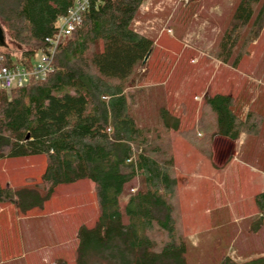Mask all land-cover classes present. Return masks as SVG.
Here are the masks:
<instances>
[{"label": "trees", "instance_id": "16d2710c", "mask_svg": "<svg viewBox=\"0 0 264 264\" xmlns=\"http://www.w3.org/2000/svg\"><path fill=\"white\" fill-rule=\"evenodd\" d=\"M142 2L90 0L80 26L56 48L52 72L0 91V160L44 158L37 184L43 195L0 186V203L26 210L47 201L60 185L82 180L93 185L97 216L91 227L77 230L74 264L93 258L100 264H184L171 134L178 132L209 160L214 138L234 141L240 134H256V116L239 119L231 97L221 94L205 97L206 121L200 117L189 131H180L181 120L163 108L158 126L135 123L124 91L152 48L151 40L129 27ZM72 5L73 0L1 2L0 26L18 54L8 45L0 48V67L29 70L47 48L44 38L54 34L57 19ZM256 6L255 35L264 25V0H241L236 10V19L248 22ZM195 128L202 138L194 136ZM136 178L141 187L120 204L124 186ZM21 195L29 205L19 206ZM253 204L258 226L264 221V191ZM218 264H264V255L241 263L226 257Z\"/></svg>", "mask_w": 264, "mask_h": 264}, {"label": "rangeland", "instance_id": "374dc122", "mask_svg": "<svg viewBox=\"0 0 264 264\" xmlns=\"http://www.w3.org/2000/svg\"><path fill=\"white\" fill-rule=\"evenodd\" d=\"M240 2L143 0L129 25L152 42L147 59L124 91L137 125L158 126L159 109L163 108L181 120L180 131H189L200 117L206 121L203 96L214 94L230 96L232 110L239 119L243 120L246 114L257 119L255 135L240 134L231 141L228 163L221 169L196 153L178 132L171 134L185 244L184 264H218L226 257L241 263L264 255V221L258 232L250 227L257 217L253 197L264 186V25L256 35L251 29L257 6L248 22L236 19ZM4 41L16 56L18 48L5 33ZM226 51H231L229 56ZM203 128L210 130L205 124ZM203 134L195 128L196 138H202ZM212 142L210 150L216 138ZM43 168L42 156L2 159L0 186L13 192L29 191V197L32 192L42 196L37 184ZM251 170L254 172L250 173ZM202 176L207 181L198 178ZM141 185L137 178L126 184L119 203L123 204ZM93 194L92 183L82 180L58 186L47 201L29 208L27 213L24 212L27 209L14 206L23 216L36 218L30 223L33 232L44 231L40 219L47 222L50 238L41 241L67 255L63 256L65 264H74L77 230L81 226L91 227L96 220ZM21 200L20 207L30 204L24 203L22 195ZM7 217L16 227L14 214L3 215L0 221ZM17 245L13 247L19 248ZM31 255L27 256L28 261ZM55 260L52 258L50 264H59ZM87 263L100 264L95 258Z\"/></svg>", "mask_w": 264, "mask_h": 264}, {"label": "crops", "instance_id": "0c3cea01", "mask_svg": "<svg viewBox=\"0 0 264 264\" xmlns=\"http://www.w3.org/2000/svg\"><path fill=\"white\" fill-rule=\"evenodd\" d=\"M230 52L231 51H229V53ZM222 61L224 62L223 64H225V60L222 59ZM203 97H204L203 98L204 100L205 96ZM212 148H213L212 157L210 159V162L212 163V165L217 169H221L222 167H225V165L228 163V157L230 155L227 153L230 149L233 148L232 142L229 140L223 139V138H216V143L215 145H213ZM233 160L235 159H232L231 161ZM251 171L250 173L254 172V171L252 172ZM198 178L203 179L204 181H207L204 179L205 178L204 176H202V178L200 177ZM262 187H259L260 191H258L257 193L264 191V188ZM17 209L11 203H6L4 204V206L0 205V219L3 220L2 218L3 215L8 214L12 216L14 214V217L16 218V223H17V226L14 227V224L10 222V217H7L5 221H0V264H44V263L50 264L52 258L55 260V257L57 258L55 261L58 260L59 264H62V261H63V264H65V259H64L65 257L63 256H67V255H65L62 251H59V249L57 248H55L56 250L52 248L51 246L53 245H51L50 243H43V241H41L42 238H46V239L50 238L49 224L43 221L42 219H40L41 226H44L45 228L44 231L39 232L38 230V231L33 232L32 231L33 229L30 228V223L31 221H33V219H36V218H31L28 215L23 216L24 215L23 212L21 213L20 210L18 209L19 210L18 211ZM29 210L30 209H27L24 212L27 213ZM258 218H259V215L257 214V217L255 219L256 222L258 221L257 220ZM262 222H259L258 226L255 225L256 223L253 225L250 224L251 230L258 232L262 226L261 225ZM74 241L76 242L75 239ZM16 243H18V245ZM56 243L58 245V241H56ZM14 245L19 246V248L15 249L13 247ZM29 254H32V255L30 256L31 259L29 258L30 260L28 261L27 256Z\"/></svg>", "mask_w": 264, "mask_h": 264}, {"label": "built area", "instance_id": "2783aa9c", "mask_svg": "<svg viewBox=\"0 0 264 264\" xmlns=\"http://www.w3.org/2000/svg\"><path fill=\"white\" fill-rule=\"evenodd\" d=\"M90 0H73V5L65 16L59 17L52 36L44 38L47 45L45 52L38 53L32 62L31 68L14 66L0 67V91H9L24 86L29 78L36 81L43 80L52 72L51 62L58 45L81 24V15L88 8ZM98 1V0H96Z\"/></svg>", "mask_w": 264, "mask_h": 264}, {"label": "water", "instance_id": "95a60500", "mask_svg": "<svg viewBox=\"0 0 264 264\" xmlns=\"http://www.w3.org/2000/svg\"><path fill=\"white\" fill-rule=\"evenodd\" d=\"M0 48H6V43L4 41V32L2 27L0 26ZM148 55L144 58L143 62L147 59ZM213 144V142H212Z\"/></svg>", "mask_w": 264, "mask_h": 264}]
</instances>
